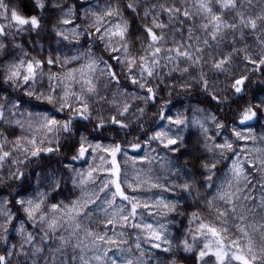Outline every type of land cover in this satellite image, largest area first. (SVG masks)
Instances as JSON below:
<instances>
[{
	"label": "snow or ice",
	"instance_id": "obj_1",
	"mask_svg": "<svg viewBox=\"0 0 264 264\" xmlns=\"http://www.w3.org/2000/svg\"><path fill=\"white\" fill-rule=\"evenodd\" d=\"M261 122L264 0H0V264H264Z\"/></svg>",
	"mask_w": 264,
	"mask_h": 264
},
{
	"label": "trees",
	"instance_id": "obj_2",
	"mask_svg": "<svg viewBox=\"0 0 264 264\" xmlns=\"http://www.w3.org/2000/svg\"><path fill=\"white\" fill-rule=\"evenodd\" d=\"M261 123H264V122H261ZM254 127H255V130L257 133H260L261 132V127H260V123H254ZM130 154H131V150H130ZM77 166L79 167L80 166V163L77 162ZM67 194V193H65ZM168 196H171L172 194L171 193H168L166 194ZM203 211V210H202ZM146 215V214H145ZM158 219V218H157ZM187 226V220L186 218L183 220L182 224L180 225L181 228L183 227H186ZM169 231H172V232H175L176 229L175 228H170ZM131 235H134V233H130ZM145 247H147V245H145Z\"/></svg>",
	"mask_w": 264,
	"mask_h": 264
}]
</instances>
